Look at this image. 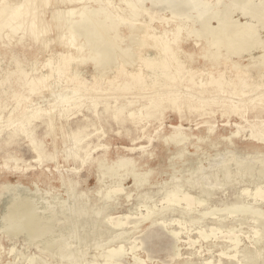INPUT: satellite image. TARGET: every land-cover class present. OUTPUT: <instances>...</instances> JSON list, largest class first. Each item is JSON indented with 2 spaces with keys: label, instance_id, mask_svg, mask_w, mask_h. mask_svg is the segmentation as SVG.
<instances>
[{
  "label": "bare ground",
  "instance_id": "6f19581e",
  "mask_svg": "<svg viewBox=\"0 0 264 264\" xmlns=\"http://www.w3.org/2000/svg\"><path fill=\"white\" fill-rule=\"evenodd\" d=\"M78 1H82L83 7L70 10ZM59 2V7L61 3L63 6L60 12H55L58 16H49L51 8L56 9ZM237 15L239 18H235ZM49 29L58 30L55 44L61 51L51 50L50 43H42L43 34ZM262 31L264 0H0V44L3 45L0 58L3 56L9 64L0 73V112L11 100L20 106L11 110L6 125L0 122V150L6 154L5 163L14 157L10 148L19 145L22 138L30 139L34 159L43 163L45 157L54 153L47 154L42 149L47 145V136L56 130H70L61 140L65 143V139L73 138L74 151L64 155L66 163L80 161L83 166L96 163L99 170H105L108 165L107 175L111 178L125 168L140 180L145 176L136 174L134 159L118 157L109 164L106 153L91 156L92 150L101 146L93 145V135L87 132L95 126L96 118L104 127L115 121L124 128L133 124L139 132L144 130L142 124L150 120L161 127L167 112L180 120H189L188 112L198 118L214 114L217 107L228 119L231 116L244 119L252 113L254 119H261L264 114ZM14 33L30 36L31 45L17 49L22 41ZM89 65L92 69H85ZM57 88L61 95L51 109L34 111L23 107L22 103L30 97L38 98L45 91L57 94ZM100 103L108 113L106 116L98 113ZM87 111L94 113L91 118L85 114ZM80 114L82 121L73 125L72 116ZM43 126L48 131L41 138L35 137ZM208 128L209 133L215 132L214 127ZM249 128L252 140L264 141V121ZM172 129L168 135L160 136L168 144H180L194 137L182 124L172 125ZM242 131L237 129L225 141ZM145 137L139 135L132 140ZM53 144L54 150H58L60 140H54ZM33 162H22L23 169L17 163L13 169L29 173L36 168ZM72 175L59 174V180L73 188ZM122 191V187L115 190ZM169 193L168 196L174 194ZM172 197L166 199V205L173 203ZM176 201L185 202L187 208L195 203L186 193ZM5 217L11 235L42 237L50 233L49 226L38 220L30 203H14ZM116 224L121 226V221ZM232 242V247L240 243L239 238ZM122 253L111 252L108 264H113L110 261L114 258L122 259Z\"/></svg>",
  "mask_w": 264,
  "mask_h": 264
},
{
  "label": "rangeland",
  "instance_id": "374dc122",
  "mask_svg": "<svg viewBox=\"0 0 264 264\" xmlns=\"http://www.w3.org/2000/svg\"><path fill=\"white\" fill-rule=\"evenodd\" d=\"M78 3L70 10L83 7ZM59 5L60 2L48 15L58 16L56 13L63 4ZM241 21L245 22L243 18ZM56 29L45 32L42 43H50L51 50L61 51L55 44ZM14 35L22 41L17 49L31 45L30 36ZM3 40L8 41L6 37ZM2 46L0 44V51ZM8 65L2 56L0 73L8 69ZM56 92L51 95L45 91L22 105L34 111L49 110L60 98L58 88ZM17 105L11 100L0 112L3 125ZM215 111L198 118L188 112L189 120H180L174 113L167 112L161 127L150 120L142 124L145 127L141 132L133 124L124 128L115 121L104 127L96 118L95 126L87 132L93 135V145L101 146L93 149L91 156L106 153L109 164L118 157L134 159L136 174L145 176L140 180L125 168L120 170L119 177L111 178L107 175L108 165L105 170H99L96 163L91 166L89 163L83 166L80 161L66 163L64 155L74 149L73 138L65 139V143L61 140L64 141L63 136L70 130H56L47 136V145L42 149L47 154L54 153L45 157L43 163L34 159L28 138L11 146L14 157L7 163L6 154L0 150V264H108V256L114 251L123 252V257L114 258L110 261L113 264H264V141L252 140L249 128L255 122L264 121V114L261 119H254L253 113L244 119L237 116L228 119L219 108ZM98 113L108 114L101 103ZM85 114L91 118L94 113ZM81 118L82 114L72 116V124L82 121ZM180 124L194 137L180 144L166 143L161 137L173 131L172 125ZM208 126L214 127V134L209 133ZM239 128L244 131L225 141V137L229 138ZM46 131L45 126L39 128L35 137L41 138ZM137 132L149 138L133 141L139 137ZM199 136L204 138L198 139ZM57 139L60 145L54 150L53 141ZM130 148L135 150L130 151ZM20 149L22 153H17ZM32 161L36 168L29 173L13 169L17 163L23 169L22 162ZM59 174H73L74 187H66L59 180ZM119 187L123 191L116 193ZM169 192L174 193L170 195L174 196V201L166 205ZM185 193L194 199L191 208H187L185 202L176 201ZM18 201L32 204L35 216L49 226L50 233L42 237H29L24 233L11 235L5 216L8 208ZM118 221L121 226H117ZM236 238L240 243L232 247Z\"/></svg>",
  "mask_w": 264,
  "mask_h": 264
}]
</instances>
